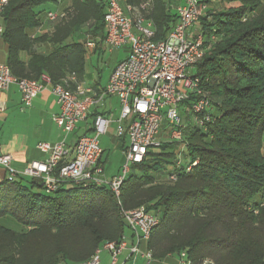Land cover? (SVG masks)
<instances>
[{
	"label": "trees",
	"instance_id": "16d2710c",
	"mask_svg": "<svg viewBox=\"0 0 264 264\" xmlns=\"http://www.w3.org/2000/svg\"><path fill=\"white\" fill-rule=\"evenodd\" d=\"M122 1L127 7L138 0ZM152 1L150 18L164 39L176 15L167 0ZM68 2L63 13L57 0L6 7L0 38L14 77L83 82L86 43L106 33V0ZM48 4L63 17L50 22L46 12L48 31L33 36ZM198 26L204 54L193 75L209 102V121L195 124L192 96L184 103V151L175 154L174 141L150 151L132 165L118 198L105 185L64 183L47 194L38 179L1 183L0 220L10 217L21 230L0 223V264L86 263L124 237L121 213L138 208L159 219L147 241L156 260L184 254L189 264H264V0H209ZM98 164L105 167L102 159Z\"/></svg>",
	"mask_w": 264,
	"mask_h": 264
},
{
	"label": "built area",
	"instance_id": "2783aa9c",
	"mask_svg": "<svg viewBox=\"0 0 264 264\" xmlns=\"http://www.w3.org/2000/svg\"><path fill=\"white\" fill-rule=\"evenodd\" d=\"M13 0H0V16ZM209 0H184L174 8L176 23L164 37H156L154 23L149 18L127 16L119 0H106L104 22L106 33L103 44L110 50L128 46L127 57L113 69L108 82L100 91L93 88H69V80L62 84H53L50 77L42 74L38 80L18 79L14 77L6 64L0 63V93L16 86L24 108H29L33 100L45 89L56 98L59 113L53 121L65 134L74 132L77 125L85 121L92 107L101 105L106 97H116L120 103V117L115 129L117 139L126 138L128 146L124 151L126 165L122 172L110 181L105 179V169L98 164L103 151L99 138L107 134L110 121L97 115L92 126V133L78 137L71 147L64 143H39L37 149L47 155L45 161L27 163L22 176L41 181L44 191L52 194L64 183L93 184L108 186L118 198L121 185L129 172L128 165L142 163L150 151H157L163 142L160 139L164 118L169 123V138L182 141V120L178 113L179 105L195 100L189 108L196 125L204 127L209 121L205 113L209 106L207 98L199 89V79L187 74L201 60L204 52L203 34L198 30L190 31L202 17L206 16ZM149 5L145 3V6ZM128 12H133L130 5ZM62 14L48 12L47 19L55 22ZM4 32L0 23V37ZM87 48L94 44L88 42ZM3 111L0 102V114ZM128 123L126 124V122ZM194 163L192 166H195ZM0 167L9 172L12 181L17 176L11 168V157L4 154L0 146ZM191 167L187 168L190 171ZM173 179V178H172ZM122 219L133 234L136 242L129 248L132 256L139 255L141 241H148L159 219L144 208L123 210ZM128 248L127 239L109 242L97 250L86 264H100L101 250L110 254L111 264H117L123 250ZM152 259L148 251L144 254ZM181 264L185 255H181ZM205 264H210L205 262Z\"/></svg>",
	"mask_w": 264,
	"mask_h": 264
},
{
	"label": "crops",
	"instance_id": "0c3cea01",
	"mask_svg": "<svg viewBox=\"0 0 264 264\" xmlns=\"http://www.w3.org/2000/svg\"><path fill=\"white\" fill-rule=\"evenodd\" d=\"M57 2L58 5L55 6L57 8V12L63 13L64 9H66L69 5L68 0H57ZM168 3L171 13L175 15L174 8L180 5V3L172 4L171 1H168ZM122 9L124 10L125 15L135 16L134 13L136 8H134L133 12H128L125 6H123ZM149 19H151L150 16ZM41 21V26L32 33L33 36L48 31L46 27V17L44 16ZM93 44V48L89 49L86 47L87 53H94L104 45L103 40L101 41L100 38H98L96 40V43ZM6 53L7 46L0 38V63L6 64ZM127 54L128 52L126 53L125 58L127 57ZM125 58H123L122 60H124ZM122 60H120L119 62H121ZM67 79L69 80V86L73 91L82 87H89L93 88L94 90L96 89L97 91H100L105 88L109 78L107 79L105 86H100L99 82H96L94 86L86 84L84 80L83 82H77L74 76H68ZM0 102L3 107V111L0 114V146L2 152L4 154H8L11 157V168L17 174V176L12 180L14 182L19 179H32L22 176L27 163L31 161L42 162L46 160L47 155L41 153L37 149V145L39 143H64L67 147H71L78 137L91 134L89 133V131L92 130L95 115H102L110 121L109 117H111L114 112H116L117 118L115 119L114 124L117 126V121L120 117L121 111L120 103L116 97H106L103 99L101 105L92 107L89 110L87 119L79 123L74 132L65 134L60 128L57 127V125L53 121V116L59 113V107L56 103V98L50 92L49 88L42 91L33 100L32 105L29 108L23 107L21 103V95L16 86H11L8 90L1 92ZM100 107H103L104 109H100ZM182 109L185 112V106H183ZM186 118L187 114H185L184 120ZM160 139L161 141L162 139H164L162 141L163 143L172 142V140L169 138L167 128H162ZM117 140L119 141V145L121 146V148L125 151L126 147L128 146L127 139L124 137ZM102 151L103 154L101 159L106 164L107 160L106 158H104L105 151ZM182 151H184L183 148L177 146L175 154L180 155ZM119 174L120 173L112 174L109 177L107 176L108 178L105 177V179L107 181H110L112 178L118 176ZM9 178V172L0 167V184L8 181ZM127 231L128 232L125 233L124 237L127 239L128 248L122 251L118 258L117 264H181V259L175 255H169L162 260H156L153 257L151 260H148L144 256V254L148 252L147 241H141L139 245L140 254L132 256L130 254L129 248L136 242V240L134 237L131 238V231L128 229ZM100 264H111L109 252L104 250L100 253Z\"/></svg>",
	"mask_w": 264,
	"mask_h": 264
},
{
	"label": "rangeland",
	"instance_id": "374dc122",
	"mask_svg": "<svg viewBox=\"0 0 264 264\" xmlns=\"http://www.w3.org/2000/svg\"><path fill=\"white\" fill-rule=\"evenodd\" d=\"M171 1L172 4L180 3L183 4L184 0H167ZM121 7L124 6V3L122 0H119ZM145 3H148L149 5L145 6L143 8V5ZM219 5L218 2H214L211 4V8H217ZM132 8H136L134 15L139 16L142 15L144 18H148L151 16V12L154 9L153 1L152 0H138L136 4H130ZM53 9L52 4L46 5L40 14V18H43L49 10ZM134 11V10H133ZM139 12V13H138ZM47 27V24H46ZM48 29V28H47ZM195 30H199L198 24L195 25L190 29V31L194 32ZM126 51H128V46L113 49L110 50L109 48L105 47L104 45L96 50L94 53H87L86 54V62H85V75H84V82L88 85L94 86L96 82H99L100 86H105L107 79L110 77L113 69L117 65V63L125 58ZM195 72L194 69H189L187 71V74H193ZM184 105H179L178 107V113L182 120V124L184 123L185 118V112L183 111L182 107ZM100 109H104L103 107H100ZM189 115V114H188ZM117 118V113L114 112V114L109 117L111 121V125L109 127V130L106 135H103L99 138V144L100 148L105 151L104 158H106V164H105V177H109L112 174H118L121 173L123 168L126 165V160L124 156V150L119 145V141L115 137V127L114 124L115 119ZM189 118L191 120V117L189 115ZM128 121L126 122V124ZM169 123L164 118L163 126L162 128L166 129L168 128ZM79 132V131H77ZM76 132V134H77ZM74 136V135H73ZM164 139H162L163 141ZM119 145V146H118ZM263 154H264V146H263ZM128 168L131 169L132 165L129 164ZM107 177V178H108ZM0 223L2 226L14 231L19 232L21 230L20 224L15 221L14 219L10 217H4L0 220ZM128 231L126 230V233ZM104 250H101L103 252Z\"/></svg>",
	"mask_w": 264,
	"mask_h": 264
}]
</instances>
